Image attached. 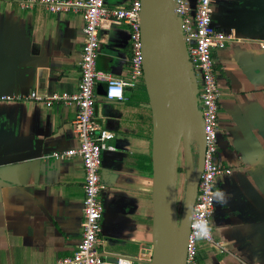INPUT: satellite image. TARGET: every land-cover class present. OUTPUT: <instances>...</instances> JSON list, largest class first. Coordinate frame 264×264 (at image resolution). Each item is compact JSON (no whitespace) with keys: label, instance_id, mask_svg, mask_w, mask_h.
Instances as JSON below:
<instances>
[{"label":"crops","instance_id":"1","mask_svg":"<svg viewBox=\"0 0 264 264\" xmlns=\"http://www.w3.org/2000/svg\"><path fill=\"white\" fill-rule=\"evenodd\" d=\"M130 3L106 0L109 8ZM212 16L228 36L213 57L217 159L232 174L215 187L210 227L221 245L201 242L198 262L264 264V0H217ZM83 30L81 14L54 13L39 0H0V264H60L82 239V160L54 156L79 147L77 107L54 97L79 92ZM131 56L130 27L104 20L97 69L125 78ZM105 92L98 83L96 115L115 138L103 155L100 251L112 260H152L153 122L145 83L126 89L123 101H109ZM194 128L191 150L199 162L202 140Z\"/></svg>","mask_w":264,"mask_h":264},{"label":"built area","instance_id":"2","mask_svg":"<svg viewBox=\"0 0 264 264\" xmlns=\"http://www.w3.org/2000/svg\"><path fill=\"white\" fill-rule=\"evenodd\" d=\"M217 0H175L178 25L187 53L191 79L201 112L206 137L204 171L194 206L189 235L186 264H199L198 248L201 242L220 246L214 239L210 222L215 212L216 181L228 177L232 169L217 159L220 147L219 111L220 89L215 71L213 52L228 40L213 24L212 9ZM54 13L81 14L84 20V44L81 61L79 92L65 96L66 104L77 107L74 123L79 147L55 153L56 158L78 156L85 172V202L83 208V234L73 257L60 264H151L141 257L120 256L105 258L100 251L104 207L102 195V166L104 151L112 149L108 143L115 134L105 128L96 115V88L106 84L105 97L109 101L125 100V91L136 88L144 80L141 35V0H131L127 7L109 8L106 0H39ZM116 20L130 27V73L125 78L97 69L100 47V28L104 20ZM37 98L36 94H32ZM38 99V98H37Z\"/></svg>","mask_w":264,"mask_h":264},{"label":"water","instance_id":"3","mask_svg":"<svg viewBox=\"0 0 264 264\" xmlns=\"http://www.w3.org/2000/svg\"><path fill=\"white\" fill-rule=\"evenodd\" d=\"M142 58L152 112L153 253L151 264H186L189 235L204 171L206 137L178 25L175 0H141ZM202 149L196 167L192 128ZM186 163V194L179 206L180 155Z\"/></svg>","mask_w":264,"mask_h":264},{"label":"rangeland","instance_id":"4","mask_svg":"<svg viewBox=\"0 0 264 264\" xmlns=\"http://www.w3.org/2000/svg\"><path fill=\"white\" fill-rule=\"evenodd\" d=\"M109 2L112 3L113 0H108ZM196 165L198 164V159L196 158ZM180 170L179 172V177H178V188H179V206L180 209L182 208L184 204V199H185V194H186V172H185V156H184V151H181L180 155Z\"/></svg>","mask_w":264,"mask_h":264},{"label":"bare ground","instance_id":"5","mask_svg":"<svg viewBox=\"0 0 264 264\" xmlns=\"http://www.w3.org/2000/svg\"><path fill=\"white\" fill-rule=\"evenodd\" d=\"M195 129V133L197 134V130H196V128H194Z\"/></svg>","mask_w":264,"mask_h":264},{"label":"trees","instance_id":"6","mask_svg":"<svg viewBox=\"0 0 264 264\" xmlns=\"http://www.w3.org/2000/svg\"><path fill=\"white\" fill-rule=\"evenodd\" d=\"M147 93V92H146ZM181 171V170H180Z\"/></svg>","mask_w":264,"mask_h":264},{"label":"flooded vegetation","instance_id":"7","mask_svg":"<svg viewBox=\"0 0 264 264\" xmlns=\"http://www.w3.org/2000/svg\"><path fill=\"white\" fill-rule=\"evenodd\" d=\"M181 172V171H180Z\"/></svg>","mask_w":264,"mask_h":264}]
</instances>
